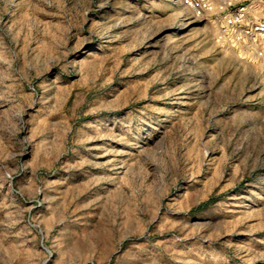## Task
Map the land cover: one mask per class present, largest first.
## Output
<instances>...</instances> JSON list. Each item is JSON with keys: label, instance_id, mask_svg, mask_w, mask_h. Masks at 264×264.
I'll use <instances>...</instances> for the list:
<instances>
[{"label": "rangeland", "instance_id": "obj_1", "mask_svg": "<svg viewBox=\"0 0 264 264\" xmlns=\"http://www.w3.org/2000/svg\"><path fill=\"white\" fill-rule=\"evenodd\" d=\"M207 1L0 0V264H264V0Z\"/></svg>", "mask_w": 264, "mask_h": 264}, {"label": "built area", "instance_id": "obj_2", "mask_svg": "<svg viewBox=\"0 0 264 264\" xmlns=\"http://www.w3.org/2000/svg\"><path fill=\"white\" fill-rule=\"evenodd\" d=\"M186 2H189L193 8H196L197 10L202 8L209 9L211 6L209 5L207 0H185ZM245 13L246 8L244 6H238L233 10L232 13H230L228 16V20L231 23H240L245 19ZM254 29L256 31L264 30V21L256 22L254 25Z\"/></svg>", "mask_w": 264, "mask_h": 264}]
</instances>
